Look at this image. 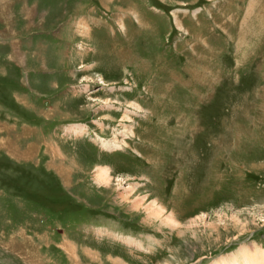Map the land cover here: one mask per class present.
<instances>
[{"label": "rangeland", "instance_id": "374dc122", "mask_svg": "<svg viewBox=\"0 0 264 264\" xmlns=\"http://www.w3.org/2000/svg\"><path fill=\"white\" fill-rule=\"evenodd\" d=\"M243 249L264 255V0H0V264Z\"/></svg>", "mask_w": 264, "mask_h": 264}, {"label": "bare ground", "instance_id": "6f19581e", "mask_svg": "<svg viewBox=\"0 0 264 264\" xmlns=\"http://www.w3.org/2000/svg\"><path fill=\"white\" fill-rule=\"evenodd\" d=\"M102 144L106 148H112L108 143L103 142ZM100 171L102 172L101 176L107 180V170L100 169ZM218 264H264V255L257 250L243 249L235 255L224 258Z\"/></svg>", "mask_w": 264, "mask_h": 264}]
</instances>
